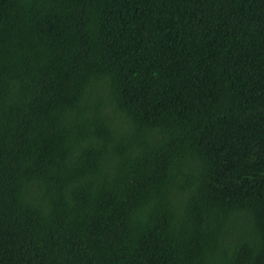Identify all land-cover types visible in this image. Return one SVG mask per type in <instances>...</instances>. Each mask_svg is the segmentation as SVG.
Wrapping results in <instances>:
<instances>
[{
    "label": "trees",
    "instance_id": "16d2710c",
    "mask_svg": "<svg viewBox=\"0 0 264 264\" xmlns=\"http://www.w3.org/2000/svg\"><path fill=\"white\" fill-rule=\"evenodd\" d=\"M0 264H264V0H0Z\"/></svg>",
    "mask_w": 264,
    "mask_h": 264
}]
</instances>
